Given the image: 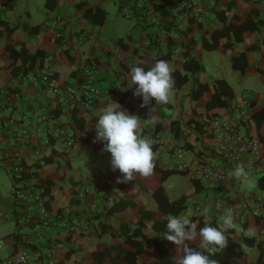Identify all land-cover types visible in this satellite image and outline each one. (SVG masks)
Here are the masks:
<instances>
[{"label":"crops","instance_id":"obj_1","mask_svg":"<svg viewBox=\"0 0 264 264\" xmlns=\"http://www.w3.org/2000/svg\"><path fill=\"white\" fill-rule=\"evenodd\" d=\"M125 1L142 6L126 16L134 19V28L118 36V28L106 25L111 10L121 8L120 0H56L51 7L46 0H0V174H7L11 181L7 191L0 188V258L24 251L30 264H48L50 259L56 264H97L92 258L97 246L124 244L120 223L133 228L140 219V213L130 207L122 216L117 212L105 214L108 207L119 199H129L146 210L158 211L151 175L136 174L131 181L117 183L118 177L123 179L122 174L112 169L111 154L103 150V142L95 140L100 111L112 101L140 119V135L151 139L156 160L167 169H175L170 166V153L178 142H184L191 150L187 159L192 163L201 157L223 163L211 153L213 140L207 131L194 128L191 117L204 121L214 116L224 124H235L248 137L259 138L261 131L263 140L244 155L242 165L256 164L255 171L262 174L256 178L258 187L264 190V129H258L256 124V107L264 104V82L258 79L259 72L264 71V26L243 30L239 41L231 36L232 47L225 50L221 49L225 36L217 37L218 46L207 47L213 42L212 34L223 29L233 15L243 20L244 14L255 7L258 13L254 19L262 20L264 0H188L189 17L179 16L180 0ZM160 2L169 13L154 8ZM218 12H223L225 21ZM56 33L60 36L56 37ZM83 33L87 38L80 41ZM185 42L191 43V53L203 66L195 79L184 67ZM252 44H258V49L248 52L247 66L240 73L232 66L231 54ZM11 47H21L25 53L12 60ZM33 55L37 57L31 61ZM161 59L174 71L187 75V80L173 88L169 103L154 101L141 107V97L133 95L135 86L129 87L130 66L147 71ZM92 63L98 68V99L91 105L73 101L62 104L64 94L49 85L77 89L80 70ZM32 76H47L48 81L34 82ZM216 79H223L230 86L231 104L247 100L246 122H235L231 106L206 108ZM198 83L205 84L208 90L192 98L190 90L197 88ZM171 122L178 123L180 136L174 134ZM46 158L51 159L44 161ZM16 164L22 167L18 173L13 171ZM170 174L161 182L163 188ZM183 174L188 178L186 191L164 188L170 201L187 197L179 214L191 212L196 216V205L210 206L216 227L221 228L222 216L232 209L236 223L250 229L252 235L231 229L225 234L233 240H240L241 236L254 238V244L245 245V251L264 242V225L260 227L252 219L264 214V201L255 198L252 205L232 171L230 179L212 182L193 181L189 174ZM15 188L19 194L14 193ZM144 223L142 231L148 241L137 256L139 264L159 259L152 243L157 231L151 220ZM259 251L257 246L255 260ZM170 255L176 257V247L171 248Z\"/></svg>","mask_w":264,"mask_h":264},{"label":"trees","instance_id":"obj_2","mask_svg":"<svg viewBox=\"0 0 264 264\" xmlns=\"http://www.w3.org/2000/svg\"><path fill=\"white\" fill-rule=\"evenodd\" d=\"M56 0H46V4L48 7L53 6ZM163 1V0H162ZM119 6L122 7L126 4L125 0H120ZM154 4V3H153ZM159 8L161 12L169 13L166 10L165 5L163 3H155L154 8ZM98 12L101 10L98 9ZM96 11V12H97ZM258 13V8H252L249 12L244 14V19L240 20L239 16L233 15L227 25L223 27V29L219 30L212 34L213 42L207 46L210 48H214L218 46L217 37L225 36L227 38L226 42L221 45V49L225 50L227 47H232L231 36L234 38V41L241 40V32L245 29L250 30H259L260 26L264 23L260 19H254L253 15ZM218 16L225 21V16L223 12H218ZM103 17L99 19L102 21ZM180 36V35H179ZM178 36L179 40L180 37ZM176 40V39H175ZM185 47L187 48V52L184 60V67L189 68L193 78L198 75L203 70V66L200 63L198 57L191 53V43L185 42ZM258 49V44L248 45L242 51H233L231 54L232 66L239 71L243 72L247 66V56L248 52L251 50ZM25 51L20 47L19 50L14 47L10 48L9 56L10 59L14 60L19 55L24 54ZM37 55L30 56L31 61H33ZM95 64V63H92ZM260 79L264 82V71H260ZM175 84L174 88H179L186 80L187 75L181 74L179 71H174L172 73ZM80 79V77H79ZM81 84V83H80ZM80 84L77 86L79 87ZM208 88L205 84L198 83L197 88H192L190 90V94L192 98L198 97L204 91H207ZM233 98V92L227 82L223 79L214 80L213 92L209 93V100L206 102V108L210 109L216 106H232L231 100ZM142 99V98H141ZM154 103V101L152 102ZM254 101L250 102V105H254ZM258 110V118L256 116V124L258 129L262 127L264 129V104H258L256 107ZM260 109V110H259ZM194 112H192L193 114ZM192 116V115H191ZM214 116L206 118L203 122L196 119L189 120L192 122L194 128L203 132V129L207 131L208 136L212 137L209 133L210 122L214 119ZM171 127L174 130V134L176 137L180 136L179 134V125L176 122H171ZM262 129V131H263ZM179 139V138H178ZM259 141L263 140V134L261 131L259 132ZM186 146V145H185ZM154 149V145H152ZM214 156L219 157L223 163L229 168L230 166L225 161L224 157L221 153L213 151V148L210 150ZM51 158H46L44 161L50 160ZM65 167V166H63ZM176 169H167L164 168L162 164H160L157 160H155L154 171L151 174V182L150 186L152 189V195L157 202L158 211H150L144 209V207L137 205L132 200L129 199H119L112 206L108 207L105 210V214H110L113 212H117L119 216H122L127 207H130L132 210L138 211L140 213V219L137 224L130 228L127 223H120V233L124 235V244H115L109 246H100L98 245L96 250L92 252V258L96 261L97 264H139L137 262V256L144 251L143 243L148 241V238L142 231V227L145 225L144 220H151L153 222L152 227L157 231L156 237L153 238L152 243L154 248L159 253V259L156 261H147L144 264H174V259L180 256L182 253L177 248V255L175 258L171 257L170 250L171 248H175L176 246L163 238L162 234L167 231L166 223L167 221L164 219L166 215H178L182 209L186 206L187 197L181 196L180 198L170 201L167 197V194L161 184V182L166 178V176L172 172H177ZM183 173V172H182ZM195 181L194 179H192ZM49 183V180H47ZM193 220L199 221L198 229L204 226V219L198 218L197 216H192ZM252 219L256 222L258 226L264 225V216L254 215ZM211 226L216 227L217 223L215 218H210ZM104 229H109L108 226L102 225ZM110 227V226H109ZM228 238V246L222 250L216 251L215 255L211 256V259H215L218 261V264H264V248L262 247L264 242H258V246L260 248L258 257L255 261H248L245 253V245H253L255 239L248 238L245 236H241L240 240H233L229 234H225ZM199 243V238L190 243L191 247L196 248Z\"/></svg>","mask_w":264,"mask_h":264},{"label":"clouds","instance_id":"obj_3","mask_svg":"<svg viewBox=\"0 0 264 264\" xmlns=\"http://www.w3.org/2000/svg\"><path fill=\"white\" fill-rule=\"evenodd\" d=\"M173 71L169 63L162 59L157 60L147 71L140 66H130L129 87L135 86L133 95L142 98L141 107L151 105L153 101L157 104L169 103L175 84ZM140 128V119L129 114L117 102L112 101L100 111L95 123V140L103 142V150L111 154L112 169H118L122 174L123 179L118 177L117 183L131 181L136 174L148 177L154 171L157 153L153 151L151 139L140 135ZM232 175L237 179H248V173L242 164L235 167ZM248 186L254 185L249 182ZM210 211V206H205L200 211L204 226L199 230V221L192 219L191 212L164 217L167 231L162 236L182 253L174 259V264H218V261L210 257L228 246L225 235L227 230L242 232L246 236L252 235L250 229L245 230L236 223L232 209L226 210L222 216L221 228L211 226ZM197 238V247H191L190 243Z\"/></svg>","mask_w":264,"mask_h":264},{"label":"built area","instance_id":"obj_4","mask_svg":"<svg viewBox=\"0 0 264 264\" xmlns=\"http://www.w3.org/2000/svg\"><path fill=\"white\" fill-rule=\"evenodd\" d=\"M142 4H124L122 7L123 14L125 16L132 15L135 10L141 7ZM177 11L181 17H189L191 15V3L188 0H180L179 6H177ZM264 22V18H262ZM153 21V20H152ZM56 37H59L60 34L56 33ZM87 38V34L83 33L80 35V41ZM97 65L89 64L84 66L79 73L80 77V86L76 89L73 86H66L65 88L53 87L56 92L63 95L61 100L62 104L67 102H74L73 104L79 103L83 105H91L98 99V91L96 90L97 82ZM34 82L41 79L45 82L48 81V77H39L37 79L35 76H32ZM79 91V92H77ZM248 107L249 103L247 100H243L242 103H235L231 106V111L234 114L236 123H244L248 118ZM235 124H224L218 118L211 120L209 133L212 135L211 139L213 140V151L221 153L225 161L230 166L229 168L224 163H218L216 161L208 160L204 157L197 159L195 163L188 160L186 155L191 153V150L185 146L184 142H178L172 146L171 153L176 158L175 168L178 171L187 173L192 179H198L201 181L212 182L215 180H228L230 179V172L235 169L238 164H242L244 155L255 148L259 139L256 136H246L244 133L237 130ZM25 131V130H23ZM215 142V145H214ZM20 160V157L17 158ZM221 160V159H220ZM222 161V160H221ZM256 164L253 163L250 167H244L246 172L252 174L255 172ZM21 165L16 164L13 168L15 173H18L21 170ZM20 190L15 188L14 193L19 194ZM220 203H216V206H219ZM203 207L196 205L195 215L198 218L204 219L200 216V211ZM43 211V208L41 207ZM210 218L212 214L209 213ZM1 217V212H0ZM2 244V238L0 237V245ZM264 248V243L262 245ZM0 264H30L29 257L26 252H15L6 257L0 258ZM48 264H56L54 260H49Z\"/></svg>","mask_w":264,"mask_h":264},{"label":"rangeland","instance_id":"obj_5","mask_svg":"<svg viewBox=\"0 0 264 264\" xmlns=\"http://www.w3.org/2000/svg\"><path fill=\"white\" fill-rule=\"evenodd\" d=\"M123 7V6H122ZM122 7L119 8V10H111L109 16H108V20H107V25L106 27H110L116 30V28H118L116 34H118V36H124L126 31H131L132 28H134V26H132L134 24V19L132 17H126L123 14V10ZM133 32H135V30H133ZM111 33V29L109 31V36ZM108 34V32H107ZM108 36V35H107ZM207 70L209 71V66L207 67ZM240 73H242L240 71ZM258 79H260V77L258 76ZM261 81V80H260ZM213 144V143H212ZM215 145V142H214ZM189 155V153L186 155V157ZM204 156V155H203ZM170 157H171V167L175 166L176 164V158L170 153ZM220 163V161H219ZM257 169H260V166L257 167ZM256 172V171H255ZM262 175L260 174V172H256L255 175L253 174H249L248 175V179L247 181L244 180L243 178L238 180V186L240 188V190H244L243 193H245L244 195H247L248 199L252 202V205L255 203L254 199H258L259 202L264 201V190L259 189L258 187V182L256 180V178ZM188 178L184 177V174L182 172H175L170 174L164 184V188L169 190V191H186L187 188L189 187L188 185ZM206 182V181H203ZM251 182L254 186L253 187H249L248 183ZM10 177L5 174L4 176L0 174V188L2 191H7L10 188ZM251 198V199H250ZM263 209V208H261ZM262 216H264L263 213H261ZM258 246V245H257ZM257 246H254L250 249L246 248V258L248 261H250L252 259V261H255V254L257 251ZM251 261V262H252Z\"/></svg>","mask_w":264,"mask_h":264}]
</instances>
